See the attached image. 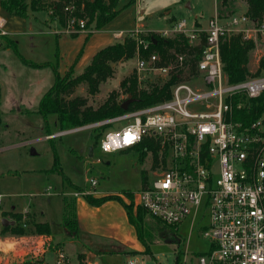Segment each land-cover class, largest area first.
Returning <instances> with one entry per match:
<instances>
[{
	"label": "rangeland",
	"instance_id": "rangeland-1",
	"mask_svg": "<svg viewBox=\"0 0 264 264\" xmlns=\"http://www.w3.org/2000/svg\"><path fill=\"white\" fill-rule=\"evenodd\" d=\"M50 1L44 0L45 10L30 11L27 17L14 14L11 15L16 17L9 16L7 26L13 29L10 37L26 60H51L53 64L60 60L56 53L55 36L51 33L56 24L45 21L48 14H51ZM151 1L140 0L139 7ZM225 1L226 4L222 5V0H215L216 12L220 10L223 19L244 12L242 1ZM126 2L119 0L118 7ZM167 3L172 7L170 15L166 16L184 18L188 27L193 24L204 26L214 12V0H167ZM161 8L156 5L151 11ZM161 19L159 26H167L166 19ZM58 25L59 30H64V27ZM130 33L138 37L149 35L147 31ZM76 35L69 37L74 39ZM125 35L119 37L120 40ZM157 35L160 37L159 33ZM230 35L242 36V33L233 32ZM2 39L0 35L1 43ZM242 39L252 43L247 56L250 77L262 75L264 69L260 68V61L264 58V30L250 31V37ZM106 44L109 43L99 45L88 57L79 59L74 66L75 73L81 72L92 55ZM136 62L137 57L134 56L114 63L113 76L102 82L96 93L89 94L84 85H79L72 95L84 96L87 104L93 107L101 104L113 90L118 92V100L126 98L119 82L136 71ZM67 68L69 66L65 70ZM167 78V75L153 71L143 74L137 81L139 87L146 88L151 82ZM53 80L54 71L51 67L27 64L13 49L0 44V224L2 218L14 221L15 215H21L19 223L24 230L23 233H13L11 230L6 232L10 240H17V243L9 256L0 255V264H13L18 258L24 257H42L47 264H54L59 252L64 254L66 264H173L178 251H186L187 256L208 252L210 240L199 231V227L207 225L208 221L202 213L194 218L193 228L190 216L177 225L181 239L178 244L162 237L157 222L148 214L143 218L145 243L138 239L135 228L128 221H107L109 218H117L115 211H120L118 206L117 210L105 207L96 212L93 221H80L76 234L63 227L60 221L62 197L70 204L76 198L78 205L83 194L99 196L96 193L129 190L133 193L134 206L139 204V190L143 185L141 174L144 172L148 179L152 178L150 163L153 164V158L147 152L140 159V151L135 147L102 151L99 139L106 127L96 130L83 126L51 138L45 136L48 131H59L54 114H47L44 120L36 112L41 96ZM123 122H115L107 129L120 126ZM31 149L35 153H31ZM55 155L66 179L53 168ZM90 179L96 180L95 185L91 184ZM122 197L125 202H129L127 197ZM89 207L93 208L91 205ZM81 208L80 211H85ZM36 220L49 222V236L35 231Z\"/></svg>",
	"mask_w": 264,
	"mask_h": 264
},
{
	"label": "built area",
	"instance_id": "built-area-1",
	"mask_svg": "<svg viewBox=\"0 0 264 264\" xmlns=\"http://www.w3.org/2000/svg\"><path fill=\"white\" fill-rule=\"evenodd\" d=\"M74 8L73 2L64 7L70 13ZM4 22L0 17V35L6 34ZM257 30H264V21L254 23L245 13L225 19L217 13L204 26L188 27L184 18L176 20L157 33L182 34L190 45L204 40L196 73L175 82L168 99L83 125L124 121L102 132L99 146L104 152L134 148L144 140L157 146V161L150 163L152 178L146 177L139 190V204L150 215L176 227L190 216L191 228L198 213L207 216V225L199 231L210 240L209 251L190 256L181 251L173 264H264V115L250 122L235 116L264 90V74L228 82L220 55L222 39L233 32L247 38ZM63 31L88 34L95 29L70 16ZM136 37L147 49L150 41ZM135 56L138 79L153 71L169 77L172 64L156 66V52L142 56L137 50ZM176 61L174 72L188 70L183 54H176ZM126 136L132 139L125 142ZM144 149L153 158L152 150ZM90 182L95 185L96 180ZM8 240L12 250L17 240ZM54 264H66L62 252Z\"/></svg>",
	"mask_w": 264,
	"mask_h": 264
},
{
	"label": "trees",
	"instance_id": "trees-1",
	"mask_svg": "<svg viewBox=\"0 0 264 264\" xmlns=\"http://www.w3.org/2000/svg\"><path fill=\"white\" fill-rule=\"evenodd\" d=\"M135 0H128L125 5L118 7L119 0H51V14H48L47 21L56 20L58 26L65 27L70 16L82 18L85 20L86 27L92 26L95 30L100 29L108 23L116 14L126 5L131 4ZM246 4L245 15L254 23L264 21V0H242ZM73 2L74 10L70 13L64 7ZM226 1L222 0V5ZM0 6L6 12L20 17H27L30 11H39L44 9V0H0ZM232 12V11H231ZM221 11H218V15ZM74 34V33H72ZM91 33H88L89 35ZM2 43L5 47L11 48L15 53L27 64L33 66L52 65L54 71V81L52 85L41 96L38 109L36 112L40 114L44 120L47 114L55 115L56 123L59 130H68L86 124L94 123L127 110L140 108L149 104L170 98L171 86L179 79H187L190 75L196 73V63L200 58L203 49L204 40L198 44L190 45L187 38L182 34H176L173 37H162L155 32H149V35L142 38L149 40L147 49L143 50L137 44V37L134 33H126L122 40H115L105 46L99 48L91 57L89 63L85 65L81 72L75 73L74 64L69 66L63 74H60L57 68V63H35L26 60L18 52L16 43L7 38L6 35H1ZM252 47L250 41L242 39L241 35H230L221 40L220 55L223 71L228 82H238L250 77V72L247 68L248 51ZM137 50L142 56H147L152 52L159 55V60L156 66H165L172 64L173 68L170 71L169 77L164 81L151 82L146 88L139 87L136 71L123 77L119 82V87L127 96L130 94L134 98L129 103L127 110L120 107L122 100H118V92L111 91L106 99L97 107L87 104L86 98L82 95H72L77 86L84 85L89 94H94L98 91L99 85L106 79L113 76V64L129 59L135 56ZM56 48V53H57ZM176 54H183L185 64H188V70L174 72L178 67ZM260 68L264 69V58L260 61ZM180 73V76L178 75ZM264 74V71L263 73ZM264 115V90L256 97L250 98L246 102L245 109L238 112L235 116L240 120L250 122ZM1 122V117H0ZM109 124H102L93 127L96 130L107 128ZM47 128V125H45ZM53 132L48 131L46 135ZM145 146L152 150L153 164L157 161V146L147 140L137 145L140 151V159L144 157L147 151ZM53 168L57 170L63 179L66 176L61 170L57 156H54ZM142 182L146 181V173L142 172ZM76 189H80L76 187ZM122 195L129 199L125 202ZM83 198L87 203L93 206H99L108 200L118 201L125 209L128 222L135 228L136 235L140 241L145 243L144 234V215H150L140 204L134 206L133 193L129 190H123L118 193H107L99 196L90 193L83 194ZM20 214V213H19ZM157 222V228L162 237L171 243L178 244L181 239L177 233V227L173 224H167L160 218L150 215ZM21 215H15L14 224H8L1 228L2 233L11 230L13 233H23L22 224L19 223ZM63 227L70 233L76 234L78 229V221L76 218L74 201L72 204L64 200V210L61 221ZM35 231L39 234L49 236L51 233L50 226L47 222H36ZM146 251L148 249L146 248ZM178 251L177 253H179ZM13 264H47L42 257H24L18 258Z\"/></svg>",
	"mask_w": 264,
	"mask_h": 264
},
{
	"label": "crops",
	"instance_id": "crops-1",
	"mask_svg": "<svg viewBox=\"0 0 264 264\" xmlns=\"http://www.w3.org/2000/svg\"><path fill=\"white\" fill-rule=\"evenodd\" d=\"M128 1V0H127ZM238 1V0H235ZM242 1V0H240ZM139 2L140 0H135L131 4L126 5L124 8H122L116 16H114L106 25L103 29L102 26L100 29L95 30L91 34L87 35V33L84 34H77V33H67L63 30H59L57 28V21H47V23L54 22L56 25L53 27L51 33L54 34L55 36V44L57 48V53L59 54V59L57 62V68L60 74H63L66 67L71 66L74 64L76 65L77 61L82 59V57H88L89 54L93 51V49L99 47V45H103L104 43H110L114 42L115 40H120L119 36H116V33L121 32L122 35L131 32V31H147V32H158L162 29H165L169 27L172 23H174L178 18L175 16H170L167 17L166 15H170L171 13V5L167 3V0H152L150 3H147L143 7H139ZM242 6H243V13H245L246 10V4L244 1H242ZM127 3V2H126ZM126 3L122 4L125 5ZM170 3V2H169ZM156 5H160L162 8L161 10L158 11H151L152 7H155ZM122 7V6H121ZM217 14L216 12V7H215V0H214V12L213 15ZM168 15V16H169ZM211 15V16H213ZM10 17H16L12 16L10 13L6 12L4 9L1 8L0 6V17H3L5 22L3 29L6 31V36L7 38H10V32L13 30L8 24V20ZM209 16V17H211ZM164 18V20L167 22V26H159V22H161V19ZM47 19H45L46 21ZM197 25V24H195ZM199 26V24H198ZM101 32V33H98ZM77 34V35H76ZM71 36H77L76 38L72 39L69 37ZM112 37H110V36ZM114 39V40H113ZM13 40V39H12ZM14 41V40H13ZM15 42V41H14ZM16 43V42H15ZM0 44L1 40H0ZM79 60V61H80ZM35 63H43V62H48V63H53L51 60H36L33 61ZM33 66V65H32ZM42 67H51L53 69L52 65H43ZM54 81V80H53ZM44 94V93H43ZM1 97V94H0ZM44 128V126H43ZM46 136V134H45ZM97 195H103V194H98ZM83 198V196H82ZM74 201V207H75V213H76V218L78 221V226L80 221H93V216L96 212L101 211L103 208H112L116 209L118 206L120 208V211L118 209V212L115 210V214L117 215V218H109L107 221H128L125 209L123 206L116 200H108L104 203H102L99 206H93V208L89 207L90 204L86 202V200L83 198L79 202L78 205H76V198L73 200ZM62 215H63V210H64V199L62 197ZM89 204V205H88ZM82 207V208H81ZM81 209H85V211H80ZM87 211V212H86ZM37 222H47L48 221H38ZM62 221V216L61 220ZM50 226V224H49ZM2 224H0V255H5L9 256V253L11 251L10 247V237L7 236L6 233H2L1 231ZM51 228V227H50ZM8 258V257H6ZM1 259V256H0ZM9 261V260H7Z\"/></svg>",
	"mask_w": 264,
	"mask_h": 264
},
{
	"label": "water",
	"instance_id": "water-1",
	"mask_svg": "<svg viewBox=\"0 0 264 264\" xmlns=\"http://www.w3.org/2000/svg\"><path fill=\"white\" fill-rule=\"evenodd\" d=\"M133 100H134V98L131 97V95L129 94L127 96V98L123 102H121L120 107L123 110H127L129 103L132 102ZM91 151H92V148H90V154H91ZM31 153H35L34 149H31ZM1 224L3 226L8 225V224H14V221H10V220H8L6 218H2L1 219Z\"/></svg>",
	"mask_w": 264,
	"mask_h": 264
},
{
	"label": "snow or ice",
	"instance_id": "snow-or-ice-1",
	"mask_svg": "<svg viewBox=\"0 0 264 264\" xmlns=\"http://www.w3.org/2000/svg\"><path fill=\"white\" fill-rule=\"evenodd\" d=\"M131 139H132V137H130V136H126V137H125V142H129Z\"/></svg>",
	"mask_w": 264,
	"mask_h": 264
}]
</instances>
